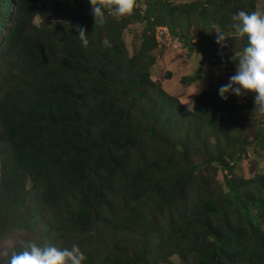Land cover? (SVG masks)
<instances>
[{
	"label": "trees",
	"instance_id": "trees-1",
	"mask_svg": "<svg viewBox=\"0 0 264 264\" xmlns=\"http://www.w3.org/2000/svg\"><path fill=\"white\" fill-rule=\"evenodd\" d=\"M140 1L142 14L114 20L105 10L95 25L81 0H0L4 264L27 241L76 244L82 264H264V173L233 174L247 149L264 150V115L254 102L206 90L187 109L149 73L156 27L196 49L200 64L243 52L246 36L222 55L211 40L217 29L233 34L231 16L253 12L254 0ZM190 18L192 44L174 30ZM143 21L129 55L121 32ZM197 79L182 77L181 87ZM211 171L223 173L221 184Z\"/></svg>",
	"mask_w": 264,
	"mask_h": 264
},
{
	"label": "rangeland",
	"instance_id": "rangeland-1",
	"mask_svg": "<svg viewBox=\"0 0 264 264\" xmlns=\"http://www.w3.org/2000/svg\"><path fill=\"white\" fill-rule=\"evenodd\" d=\"M163 1V0H161ZM202 1V0H201ZM199 1V3H201ZM82 6L87 10L88 14L94 20V16L91 13V4L89 0H81ZM168 3H171L175 6H180L183 4L190 3L189 0H168ZM145 8V4L137 0V6L134 10H137L139 14H142ZM254 11H264V0H254ZM46 16L49 17L50 21H56L52 17V14L49 9H47ZM110 16H114L110 14ZM114 20L119 18L114 16ZM40 17H34L33 24H38ZM184 26L179 27L177 24L174 26V30L177 33H183L185 38L189 41L190 44L193 43L195 35L196 25L193 23V20L190 18L188 20V25L183 24ZM145 27V22H131L122 30L121 39L126 47V50L129 55L133 54L139 45V38L142 34V31ZM157 28V27H156ZM153 31V37L156 42V47L151 52V56L154 58V64L150 67V80L158 84L159 88L167 95L178 98L180 104L185 106L187 109L191 108V101L193 97L199 94L202 90L219 93V88L222 85H225L229 82L230 76L235 74L236 64L238 61L236 59L242 53L239 52L240 44L237 43V37L234 33L229 35V38L225 41V45L221 46L217 44L216 38L211 40L215 45L214 52L217 55H222L225 50H229L231 46H235L238 52H230L229 57L220 60H214L215 64L209 65L208 63H199L200 53L195 49L192 52H187L183 47V41L176 40L172 38L171 35L166 30L165 36H159L158 31ZM159 36V37H158ZM233 42V38H235ZM231 39V40H230ZM226 51V52H227ZM195 72L198 73V79L190 84L187 87H181L180 80L182 77H190ZM166 74H169V78H166ZM228 98H233L237 103H243L245 100L254 102L255 94L248 92L242 96H236L234 94H227ZM264 115V113H260ZM246 157L243 158L240 162L237 163L235 170L233 172L235 178L241 179H250L254 178L258 174L264 173V150L259 151L258 155H252L250 149L246 151ZM259 156V158H255ZM254 159V162L252 160ZM196 161L200 159L195 158ZM210 176H213V179L221 184L223 173L218 171L210 172ZM264 193V189L262 190ZM21 238H30L33 235L21 234ZM11 239H8L4 242V245L10 246ZM3 251H0V264H4L7 259ZM173 264H181V262L175 257L171 258Z\"/></svg>",
	"mask_w": 264,
	"mask_h": 264
},
{
	"label": "clouds",
	"instance_id": "clouds-1",
	"mask_svg": "<svg viewBox=\"0 0 264 264\" xmlns=\"http://www.w3.org/2000/svg\"><path fill=\"white\" fill-rule=\"evenodd\" d=\"M91 13L94 16L95 25L105 23V10L116 17H125L133 14L137 6V0H89ZM232 28L237 37H247L248 46L236 59L235 74L230 76L229 82L219 88V95L227 100L229 93L242 96L251 92L255 94V109L264 113V11L244 10L231 16ZM79 40L87 47L86 28L77 26ZM216 42L221 46L229 38L224 31L217 29ZM104 47H111L109 40L103 41ZM202 58V57H201ZM6 254V253H4ZM86 259L78 245L71 248H58L54 245L40 246L34 241L22 242L20 252L11 253L8 264H82Z\"/></svg>",
	"mask_w": 264,
	"mask_h": 264
},
{
	"label": "built area",
	"instance_id": "built-area-1",
	"mask_svg": "<svg viewBox=\"0 0 264 264\" xmlns=\"http://www.w3.org/2000/svg\"><path fill=\"white\" fill-rule=\"evenodd\" d=\"M156 30L158 31L159 36H162V35L165 36L167 34L166 29L164 27H157Z\"/></svg>",
	"mask_w": 264,
	"mask_h": 264
}]
</instances>
